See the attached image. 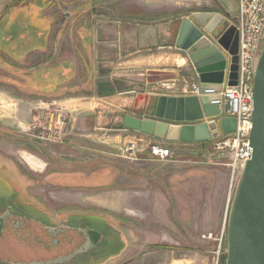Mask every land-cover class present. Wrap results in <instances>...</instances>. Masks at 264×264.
I'll use <instances>...</instances> for the list:
<instances>
[{
  "label": "rangeland",
  "instance_id": "rangeland-1",
  "mask_svg": "<svg viewBox=\"0 0 264 264\" xmlns=\"http://www.w3.org/2000/svg\"><path fill=\"white\" fill-rule=\"evenodd\" d=\"M60 1L66 4L61 7L64 11H57L55 6H58V3L53 0L48 8L40 12L51 26L44 49L32 50L45 44L43 38L36 37L34 42L24 40L22 45L16 42L11 46L7 44V41L0 39V48L4 50V52L0 50V127L13 129L20 136L34 140L35 142L29 140L19 143L22 148L29 149L37 148L36 144H38L43 152H48L56 158L53 161L57 160V166L53 165L52 161L51 167H63L62 161L65 156L75 157L79 154L80 157L87 160L94 157L95 154L91 149H80L83 152L79 153V148L66 149L62 146V143L67 140V134L79 131L74 125L71 130V112L67 108L66 102L72 98L79 100L78 98L85 97V92L91 91L93 86L95 89V80L94 85L91 82L83 83L86 70L82 69L79 50L81 54L86 55V51L81 46L86 35L98 41L116 36L124 43H128L138 35H136V31L128 29V25L119 32L115 31L118 27L117 21H130L131 19L140 23L155 22L161 27H165V25L172 27L179 22L181 17L193 10H198L199 12L218 13L223 16V20L212 33V36L215 37L225 28L235 26L237 17V0H138L143 4L138 8H134V4L131 3L125 4L127 1L133 2V0H102L97 4L95 0H87L90 4L87 6V11L76 12V14L75 11H71V8L86 0H75L74 3L72 0ZM124 1L125 3L122 4ZM16 2L0 0V12L5 10L7 13L4 16H7L15 9L24 8L37 13L38 5L33 3V0H17ZM18 2L26 4L21 7L18 6ZM64 13L68 15L70 13L72 17L67 16L64 20ZM33 16L32 12L23 13L17 15V20L21 21L23 17L31 20ZM17 20L13 22H17ZM16 27L19 30V24ZM11 50L18 53L19 56L27 54L23 59L14 60L8 56V54H12ZM105 52L108 54H105L104 59H109L110 49L107 51L99 49L98 54ZM54 59L56 62L75 61V67L72 65L71 70L72 79L71 77L66 78L65 82L58 86L61 79L57 75L45 79L42 73L33 72L35 89L27 75L33 70L49 68V63ZM234 59L236 61L237 56L234 55ZM69 71V67L64 70L65 73ZM234 73H237V70L234 69ZM56 86H58L57 91H62V93L41 94L37 91L39 89L50 90ZM69 88L84 90L78 91L80 93L77 95L69 96L65 94L67 90H71ZM53 96L59 98L53 99ZM66 142H69V139ZM214 142L211 137L210 140L201 141L193 146L184 145L178 149H171L177 157H180V167L184 172V177L178 178V183H175L174 188L169 184L170 189L167 196L170 204L162 207L159 214H162L161 216L155 215L156 213L153 211L151 215L141 217L142 215L129 208L126 209L127 215L121 216L115 210L102 207L101 202L97 199L101 194L99 190L98 192H96L97 190H87L82 195L87 198L85 206L70 207H66V204L59 206L66 200V196H62L66 190H50L40 186H30L28 191L30 193L38 192L37 197L41 199L47 197L52 204V211L56 213L66 214L83 209L109 213L118 221L119 217H122L121 224L124 229H120L125 232L127 237L123 252L120 253L123 248H117L105 255L92 256L85 264H220L222 257L226 256L228 212L240 173L232 177L231 171L226 165L229 156L216 149ZM9 146L11 145L0 141L1 148L6 149ZM104 155L110 159L98 156L102 159L101 162H87V166H82V168L89 170L102 165L111 167L113 156ZM35 156L41 158L40 155ZM123 160L125 159L123 158ZM46 164L49 165L48 162ZM191 171L192 173L186 174ZM109 182L107 181L105 187L108 185L117 186L116 183ZM15 198H18L17 190L10 182L0 178V209ZM17 202L20 201L17 200ZM145 210H148V206L145 207ZM209 233L212 235L211 238L203 236ZM15 243V239L13 240L9 235V239L6 242L4 239L1 245L9 248ZM110 255L113 257H109ZM1 256L7 258L5 254ZM76 261H78L77 264H82L79 259ZM0 264L4 263L0 261Z\"/></svg>",
  "mask_w": 264,
  "mask_h": 264
},
{
  "label": "crops",
  "instance_id": "crops-1",
  "mask_svg": "<svg viewBox=\"0 0 264 264\" xmlns=\"http://www.w3.org/2000/svg\"><path fill=\"white\" fill-rule=\"evenodd\" d=\"M124 3L125 1L122 2V4ZM127 3L134 4V8L143 5L138 0L127 1L125 4ZM194 13H199V11L193 10L186 16L181 17L179 22L172 27H167L168 25L161 27L155 22L140 23L131 19L130 21H117L118 27L115 31L119 32L127 25L129 26L128 29L136 31L138 37L128 43H124L116 36L107 38L104 41L93 38L90 41L83 39L86 42L83 41L81 46L86 51V55L81 54L79 50V58L82 69L86 70V74L83 77L84 82H82H91L94 85L95 80V89L93 86L91 91L85 92V97L78 98L79 100L72 98L66 102L68 104L67 108L71 112V130L74 125L79 131L67 134L69 142H66V140L62 143V146L66 149L79 148V150L77 149L79 153L83 152L80 149H91L92 153H95L94 157L85 160L79 154L75 157L65 156L62 161L63 167H51L50 164L53 159H56L55 157L48 152H43L38 144H36L37 148L35 147V149L22 148L19 142L31 141V139L28 140L20 136L13 129L0 127V141L11 145L6 149L0 147V178L10 182L18 193V198L10 201L4 208L0 209V223L2 221L1 216L4 214L6 216L11 214L22 216L25 213H34V209L29 206L42 209L46 213H61L52 211V204L47 197L41 199L37 197L38 192L30 193L28 191L30 186H40L50 190H66L64 195L62 194V196H66V200L61 204L59 203V206L66 204V207L85 206L87 198L82 197V195L87 190H97L96 192L99 190L101 194L97 199L101 202L102 207L115 210L121 216L127 215V208L142 215L141 217L149 216L153 211V213H156L155 215H159L162 207L170 204L167 196L170 189L169 184L174 188L175 183H178V178L184 177V172L180 167V157H177L172 150L171 158L158 161L150 155L148 145L150 142H158L171 149H178L180 146H193L201 141L171 142L156 139L139 130L126 128L124 117L132 116L138 119L159 121L154 116V110L160 96L185 97L192 95L190 94L191 85L198 84L199 81L189 54L185 49L176 45L181 23L186 18L202 30L212 44L216 45L218 50L225 54L228 62L225 67L223 85L228 84L232 73V59L235 55L229 54L231 44L225 48L219 43L225 32L220 36L213 37L212 34L203 31V27L193 20L192 15ZM111 29L113 30V28ZM99 49L103 51L110 49L109 59H104L105 54H108L106 52L98 54ZM74 62L73 60L56 62L54 59L53 62L49 63L48 76L50 77L52 69L57 64L70 67L69 72L73 74L71 67L72 65L75 67ZM65 74L71 77L70 74ZM81 90L84 89H71L67 90L65 94L69 96L77 95L80 93L78 91ZM56 92L60 91L53 88L46 93L54 94ZM53 97V99L59 98L58 96ZM208 120L210 118L203 119L200 122ZM160 121L165 122V120ZM183 123L195 124L198 122ZM211 133L213 138L222 134L219 126H217V130H212ZM130 142L136 143L137 150L128 154L123 151V147ZM104 154L113 156V159L111 157V167L102 165L89 170L82 168V166H87V162H101L102 159L98 156L110 159L105 157ZM35 155H40L41 160ZM56 161H53L55 166H57ZM46 162L49 163L48 166ZM104 162L106 161L104 160ZM190 173L192 171L186 174ZM107 181L116 183L117 186L108 185L105 187ZM17 200L20 202H17ZM147 206L148 210H145ZM99 213L104 212L99 211ZM104 214L109 215V213ZM109 216L112 217V215ZM119 218L118 221L112 217L109 225H99L102 233L96 232V234L99 237H107L105 244L108 247L104 249L103 255L117 248H123L120 251L121 253L126 247L127 237L125 232L120 229H124V227L121 224L122 217ZM17 246V243L12 244L5 252L0 253V257H3L2 254L7 257L6 259L0 258L1 263L9 264L7 263L9 261L25 263L26 260H29L18 250Z\"/></svg>",
  "mask_w": 264,
  "mask_h": 264
},
{
  "label": "water",
  "instance_id": "water-1",
  "mask_svg": "<svg viewBox=\"0 0 264 264\" xmlns=\"http://www.w3.org/2000/svg\"><path fill=\"white\" fill-rule=\"evenodd\" d=\"M192 18L209 34H212L223 20L222 15L211 12L194 13ZM219 43L225 48L231 44L229 54L237 56L238 34L235 26L227 28ZM176 45L189 54L199 81L201 96H160L154 110V116L159 121L125 116L124 126L139 130L156 139L171 142L210 140L211 131L217 130V126L222 134L233 133L236 119L218 117L220 111L217 105L212 104L213 100L219 98L216 93L223 88L227 64L225 54L219 51L202 30L187 18L181 23ZM237 60L235 61L234 57L232 59L229 86L236 85L237 73H234V69L237 70V65L235 66ZM206 90H212L213 93L205 94ZM252 100V127L249 135L251 156L241 170L229 207L225 264H264V42L255 66ZM206 118L210 120L200 122ZM74 255L47 262L9 261L7 263L61 264L70 261Z\"/></svg>",
  "mask_w": 264,
  "mask_h": 264
},
{
  "label": "built area",
  "instance_id": "built-area-1",
  "mask_svg": "<svg viewBox=\"0 0 264 264\" xmlns=\"http://www.w3.org/2000/svg\"><path fill=\"white\" fill-rule=\"evenodd\" d=\"M235 28L238 34L236 85H223L222 90L216 93L219 98L212 101L220 111L218 117L236 119L233 133L220 134L213 138L215 148L229 156L226 165L232 177L241 173L245 162L251 156L249 135L252 127V85L257 58L264 42V0H237ZM212 93V90L205 91V94ZM190 94L201 96L198 84L191 85ZM148 149L150 155L158 161L168 160L173 154L170 147L158 142H150ZM136 150L135 142L123 147V151L128 154ZM203 236L212 237L210 233Z\"/></svg>",
  "mask_w": 264,
  "mask_h": 264
},
{
  "label": "flooded vegetation",
  "instance_id": "flooded-vegetation-1",
  "mask_svg": "<svg viewBox=\"0 0 264 264\" xmlns=\"http://www.w3.org/2000/svg\"><path fill=\"white\" fill-rule=\"evenodd\" d=\"M52 1L43 0V3L47 5L41 11L48 8ZM55 1L58 3V6H55L57 11L63 10L61 7L66 4L60 0ZM74 1L72 0V3ZM100 2L102 0L96 2V4ZM89 5L87 0L81 1L80 4L78 3L72 7L71 11H75V14L80 11L85 12ZM70 13L69 15L64 13V20L67 16L72 17ZM49 27L51 29L50 25ZM31 141L35 142L34 140ZM29 207L34 209V213H25L22 216L18 214L9 216L4 214L1 216L0 253L8 248V246L1 245V242L4 239L6 242L9 235L13 240L15 239L18 250L26 258H29L26 262H47L75 254L71 261L65 264H71V262L77 264V259L80 263L85 264L92 256L103 255L104 249L108 247L105 244L107 237H99L96 232L102 233L99 225L111 224V216L91 210L84 211L83 209L66 214H52L43 212L42 209L33 206ZM29 207L28 209L31 210Z\"/></svg>",
  "mask_w": 264,
  "mask_h": 264
},
{
  "label": "trees",
  "instance_id": "trees-1",
  "mask_svg": "<svg viewBox=\"0 0 264 264\" xmlns=\"http://www.w3.org/2000/svg\"><path fill=\"white\" fill-rule=\"evenodd\" d=\"M16 1L17 0H11V3H17ZM95 1L98 2L100 0H95ZM33 3H37V5H38L37 13H35L34 11H30V9L25 10L24 8L15 9V11L10 12V14H8L7 16H4L7 13L5 10H2L0 12V39L2 41H7V44L10 46L16 42L19 45H22L24 43V40H30V42H34L35 38L38 37L39 39L43 38L45 40V44L38 46V47H35L32 50H38V49L42 50L45 48V46L47 45V37H48V34L50 32V27L48 25L47 19L41 15L40 11L47 4H44L43 0H33ZM24 4H26V3L18 2V6L22 7V5H24ZM31 12L34 13V16L31 20L25 19L26 17H23L21 21L17 20V15L23 14V13L27 14V13H31ZM16 20H17V22H13ZM18 24L20 26L19 30H17V27H16V26H18ZM9 26H11V27L9 28ZM227 28H225L223 31H221L217 36H220L222 33H224L227 30ZM85 39H86V41H90L91 37L86 35ZM0 50H2L4 52V50L2 48H0ZM11 51H12L11 52L12 54L11 55L8 54V56L14 60L15 59H17V60L22 59L27 54V53H24L21 56H19L18 53H16L15 51H13V50H11ZM29 51H31V50H29ZM15 67H18V66H15ZM66 68L67 67L64 66L63 64H57V65H55V69H52V73L50 74V77L52 75H57L61 79V81H59L57 84L58 86L65 82L64 79L69 78V76L64 73V70ZM69 69H70V67H69ZM71 70H72V67H71ZM33 72L42 73L43 77L45 79H47V77H49L48 76L49 75V68H45L44 70H33L30 74L27 75L28 80L31 82L32 86L36 89L35 81H34V78L32 77ZM68 74H70V76H71L70 72H68ZM58 86H56L54 88L57 89ZM37 91L40 93L42 92L41 94H45L48 90L39 89ZM109 257H113V255H110ZM225 261H226V256L224 255L222 257L220 264H225Z\"/></svg>",
  "mask_w": 264,
  "mask_h": 264
}]
</instances>
